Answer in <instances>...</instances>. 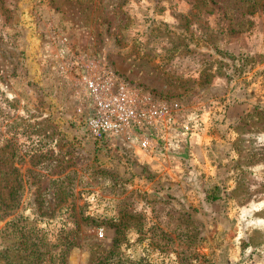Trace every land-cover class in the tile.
Here are the masks:
<instances>
[{"label":"rangeland","instance_id":"1","mask_svg":"<svg viewBox=\"0 0 264 264\" xmlns=\"http://www.w3.org/2000/svg\"><path fill=\"white\" fill-rule=\"evenodd\" d=\"M75 55L177 105L176 139H89ZM0 144L1 264H264V0H0Z\"/></svg>","mask_w":264,"mask_h":264},{"label":"built area","instance_id":"2","mask_svg":"<svg viewBox=\"0 0 264 264\" xmlns=\"http://www.w3.org/2000/svg\"><path fill=\"white\" fill-rule=\"evenodd\" d=\"M114 68L105 58L75 55L60 74L77 100L89 139L122 142L136 155L149 156L160 142L176 139L181 124L178 107Z\"/></svg>","mask_w":264,"mask_h":264},{"label":"trees","instance_id":"3","mask_svg":"<svg viewBox=\"0 0 264 264\" xmlns=\"http://www.w3.org/2000/svg\"><path fill=\"white\" fill-rule=\"evenodd\" d=\"M98 145H109L113 142H102V143H97V142H94ZM125 146H127L129 149H131L128 145L126 144H123ZM0 151H1V144H0ZM11 179L13 180L12 183H13V187H12V191H11V208H7L8 206L5 205V202L2 198V190H1V187H2V182H3V179H2V170H1V167H0V222H3L6 220V218L10 215H13V213H15L16 209L19 207V204H20V201H21V195H22V190H21V186H22V178H21V174L20 172L16 169V168H12V171H11ZM61 182V180L59 181H54L53 184H57ZM55 194V192H54ZM15 225V229L17 226V223H14ZM16 232L17 231H14V233H12L13 235L11 237H13V240L16 241V239L18 238L17 235H16ZM1 234H2V231L0 230V237H1ZM6 257H4L3 255V252L1 251L0 249V264L4 261L5 262V259ZM11 264H18V262L16 260H14L13 262L10 260Z\"/></svg>","mask_w":264,"mask_h":264}]
</instances>
